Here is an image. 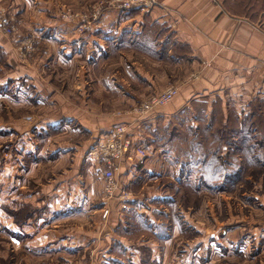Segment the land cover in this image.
I'll return each instance as SVG.
<instances>
[{
  "label": "crops",
  "instance_id": "obj_1",
  "mask_svg": "<svg viewBox=\"0 0 264 264\" xmlns=\"http://www.w3.org/2000/svg\"><path fill=\"white\" fill-rule=\"evenodd\" d=\"M100 1L0 0V9L13 14L20 28L43 35V48L35 60H51L50 70L43 73L47 80L40 79L38 69L11 78L18 88L16 102L23 101L25 88L51 95L50 102L58 112L52 117L50 113L47 126L61 124V133H67L71 130L67 126L75 122L79 126L76 134L86 133L91 138L85 143H95L115 126L125 125L133 143L132 160L120 162L117 181L130 191L126 206L136 204L138 212L144 214L141 208L145 205L150 209L145 215L154 219L152 210L158 205L166 207L173 199L169 193L173 183L190 181L193 172L188 169L180 174L176 153L157 145L151 131L159 123L167 124L194 99L205 97L211 104L219 97L224 110L234 107L243 109L241 113L264 102V0L262 8L260 0H252L250 17L243 12L240 0H156L148 10L105 6L97 23L87 21L81 27L86 20L83 13ZM68 8L77 15L63 17ZM6 43L11 42L0 36V45L5 47ZM104 46L108 50L100 56ZM87 61L90 63L85 67ZM54 62L59 68L52 67ZM101 62H106L102 69ZM23 80L26 85H20ZM170 85H179L178 95L171 102L145 115L134 111L140 101ZM28 143L33 145L31 137ZM60 147L47 152L55 153V162L67 161L63 166H0V264H21L23 257L33 263L45 260L64 264L73 260L68 255L86 250L91 256L85 260L81 255L73 263L90 259L93 263L94 253L99 252L98 229L70 227L69 232L68 222H77L81 229L84 221L100 219L102 187L95 179L102 177V166L87 155L83 158ZM135 148L144 149L145 155ZM91 161L100 175L92 170ZM143 200L151 203L144 204ZM109 203L103 204V210L110 207L114 212V204ZM251 233L254 238H263L253 240L255 249L264 245V230ZM178 235L174 229L165 245L156 246V261L165 262ZM220 237L227 243L230 236L226 239L221 232ZM231 243L237 252L248 244L242 238ZM221 246L223 250L230 247ZM194 247L187 263L183 256L174 255L170 260L198 264L195 260L200 250ZM261 251L249 257L251 263L260 260ZM106 257L111 258L109 252ZM207 261L204 257L201 264Z\"/></svg>",
  "mask_w": 264,
  "mask_h": 264
},
{
  "label": "rangeland",
  "instance_id": "obj_2",
  "mask_svg": "<svg viewBox=\"0 0 264 264\" xmlns=\"http://www.w3.org/2000/svg\"><path fill=\"white\" fill-rule=\"evenodd\" d=\"M100 4L102 9L108 6V3L104 0H101ZM93 6L96 5L90 7ZM66 13L68 17L77 15L69 8L63 13V17ZM19 31L22 34H19ZM33 32V30L27 28H20V24H18L13 14L0 9V36L11 42L6 43L5 47L0 45V166L5 164L27 166L30 163H38L40 166L51 164H61L63 166L65 162L67 164V161H53L55 153L53 152L54 154L50 155L47 150L51 149L54 151L61 146L60 148H68L71 152H78L84 158L95 144L92 141L85 143V140H91L88 134H82V132H80L81 134H76L75 131H77L79 126L75 122L67 126L71 128L67 133H61V124L47 126L50 116H56L58 112V108L53 107V101L50 102L51 95L34 93L32 90L27 92L28 89L25 88L21 94L23 101L20 103L16 102L18 101L16 99L18 88H15V84L11 80L14 75L38 69L42 74L40 79L44 81L47 80L43 77L44 69L50 70L51 60H35V55L41 52L43 48V35H36ZM104 48L100 56L108 50L107 46H104ZM89 55H91V51H89ZM87 63L90 62H85V67ZM104 63L106 62H101L100 64L99 67L101 69L104 67ZM55 65L59 68L56 62L52 63L53 68H55ZM22 84L26 85L27 83L23 80L20 81V85ZM86 92L89 94L88 91ZM56 94L59 95V93ZM28 95L30 98H28ZM212 98L214 97L212 96ZM237 111L241 113L243 109H237ZM244 112L246 113L248 110ZM42 126H45V128H42ZM12 128H15V131ZM30 137L35 147L28 143ZM80 141H83V143L79 144L76 149L75 146ZM70 146L72 147L70 148ZM44 151L47 153H44ZM23 152L25 153L23 154ZM175 159L177 160L176 157ZM89 164H91L94 171L96 163L91 161ZM180 164L187 171V164L183 162ZM257 164L251 167L243 166V169H241L243 171L236 183L229 184L227 187L221 189L205 186L198 179L197 169L190 168V171L193 172L190 181L185 179L175 190H169V193L177 200V205L175 206L177 208L173 211L175 216L172 215V211L168 205L166 207L158 205L156 208L165 209L167 212L164 217L166 219V228L170 229V233L172 230L177 229L179 235L174 237L175 242L172 245L175 246H173V252L169 253L165 262L162 260L156 261L159 258L156 249L158 246L160 248L165 245L167 239L164 242H159L155 236L153 237V234L143 230L140 231L136 225L131 232L132 234H127L126 230L131 224L129 223V226V218L126 216L124 209L128 208L126 205L130 201L126 202L120 199L119 195L105 197L104 179L98 177L99 179L95 180L98 183L100 180L98 185L100 188L102 187V195H100V219L84 221L81 229H79L77 222H68L69 232L72 230L70 227L85 231L93 229L94 232L98 229L100 232L99 252L94 253L93 263L90 259V262L83 261L81 264H177V262L170 260L174 255L178 257L183 256L184 262L187 263L186 260L194 246L200 250L199 259L195 260L198 264H201V260L204 257L208 260L207 264H264V245L261 246L259 244L255 249L253 243L254 239L263 240V238H254L251 233V231L264 230V163L260 161ZM97 174L100 175L98 172ZM115 198V204L111 203V200ZM107 200H109L110 206L114 204V212L108 206H106L108 208L105 207L106 209L103 210V204L106 205ZM148 201L151 203L150 200H143V203L146 204ZM147 209L148 207L144 205L141 208V212L148 214L150 209H148V212ZM174 218L179 220L177 221L178 223L172 221ZM148 223L152 224L151 222ZM151 227V232L155 233V227ZM130 231L131 227L127 232ZM221 232H223L226 239L230 236L227 243L222 240L223 236L222 238L220 237ZM240 234L243 237H240ZM241 238L245 239L248 244L244 247V251L237 252L231 242L241 241ZM221 245H229L230 247L223 250ZM247 247L249 249L246 251ZM251 247L253 249H250ZM209 248L217 253L212 254ZM262 249L263 251L258 255L260 260L257 263H251L249 257ZM223 251H225L224 254ZM108 252L111 258L106 257ZM250 252L253 254H250ZM210 253L213 256H210ZM81 255L85 260L91 256L87 250L80 254H71L67 257L73 260L65 261L64 264H79L73 262L77 258L79 260ZM178 257H174V259ZM21 260V264L50 263L44 262L45 260L33 263L31 260L26 261L24 257ZM55 263L59 264V262H52V264ZM181 264H183L182 261Z\"/></svg>",
  "mask_w": 264,
  "mask_h": 264
},
{
  "label": "trees",
  "instance_id": "obj_3",
  "mask_svg": "<svg viewBox=\"0 0 264 264\" xmlns=\"http://www.w3.org/2000/svg\"><path fill=\"white\" fill-rule=\"evenodd\" d=\"M240 5L250 17L252 0H240ZM262 6L263 0H260L259 8ZM151 133L157 145L176 153L179 163L187 164L188 169H197L198 179L205 186L225 188L236 183L243 166L264 163V102L246 113H239L233 107L224 110L219 97L211 104L205 97L194 99L188 107L174 114L167 124L159 123ZM179 167V173L184 174L186 170L182 164ZM181 183H173L170 190H175ZM167 205L174 215L177 200L173 198ZM124 210L129 218L128 224H131V231L127 232L129 227L127 234H132L136 225L140 231L153 234L159 242L170 236V229L165 224V209L154 208V219H149L152 221L138 212L136 204ZM172 221L178 223L179 220L174 218ZM151 226L155 227V233L151 232Z\"/></svg>",
  "mask_w": 264,
  "mask_h": 264
},
{
  "label": "built area",
  "instance_id": "obj_4",
  "mask_svg": "<svg viewBox=\"0 0 264 264\" xmlns=\"http://www.w3.org/2000/svg\"><path fill=\"white\" fill-rule=\"evenodd\" d=\"M108 6L118 7L122 10H132L138 8L140 10H148L156 4V0H104ZM88 13H83L86 19L84 27L88 22L97 23L101 17V4L91 7ZM67 15V13L65 14ZM99 26V24L97 25ZM178 86L170 85L166 89L156 92L148 96L145 100L138 103L134 111L139 115H145L152 111L155 107L167 104L178 94ZM127 127L125 125H117L110 132L98 139L88 151L87 156L99 162L102 166V178L104 179V195L105 197L117 196L120 199L128 201L131 198L130 191L119 186L117 181V172L122 160H132V140L126 134ZM134 151L141 155H145L142 148H135ZM118 192L116 193V191Z\"/></svg>",
  "mask_w": 264,
  "mask_h": 264
}]
</instances>
